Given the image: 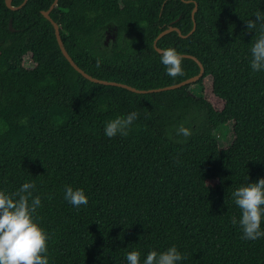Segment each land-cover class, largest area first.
<instances>
[{
	"label": "trees",
	"instance_id": "16d2710c",
	"mask_svg": "<svg viewBox=\"0 0 264 264\" xmlns=\"http://www.w3.org/2000/svg\"><path fill=\"white\" fill-rule=\"evenodd\" d=\"M53 2L13 9L0 0V190L35 183L49 264H128L133 250L143 264L149 251L172 245L187 257L178 264H264V238L244 240L231 223L241 216L232 192L264 178V71L251 70L257 34L246 28L264 0H58L51 16L75 62L141 89L200 72L183 57L184 75L166 74L154 41L178 27L185 36L173 30L157 45L195 55L204 73L152 92L79 72L42 12ZM207 77L221 109L206 97ZM133 111L127 137L105 135L108 121ZM230 121L234 140L221 147L218 130ZM181 123L192 131L187 142L175 132ZM68 186L83 189L87 205L65 200Z\"/></svg>",
	"mask_w": 264,
	"mask_h": 264
},
{
	"label": "clouds",
	"instance_id": "9594fccd",
	"mask_svg": "<svg viewBox=\"0 0 264 264\" xmlns=\"http://www.w3.org/2000/svg\"><path fill=\"white\" fill-rule=\"evenodd\" d=\"M254 19L246 21L248 30H256L257 38L252 43L250 67L252 72L264 71V12L257 10ZM183 56L175 48H166L161 52V63L166 68V74L172 78L183 76ZM100 57L96 58V67L102 64ZM138 112H130L126 116H117L107 122L104 133L112 138L119 134L127 137L131 125L138 118ZM177 136L184 141L191 137L192 131L183 123L175 129ZM207 183V182H206ZM36 185L34 182H24L19 190L7 194L0 190V264H49L48 240L49 234L40 226L36 217L37 209L41 207V196H33ZM234 203L239 207L241 216L234 215L231 223L239 225L241 238L257 240L264 238L261 222L264 219V178L258 182L248 183L232 192ZM52 197L49 196L50 200ZM64 199L79 208L87 205L88 197L83 189L66 187ZM187 259L175 245L163 252L149 251L143 264H178ZM128 264H141L140 252L133 250L127 253Z\"/></svg>",
	"mask_w": 264,
	"mask_h": 264
},
{
	"label": "water",
	"instance_id": "95a60500",
	"mask_svg": "<svg viewBox=\"0 0 264 264\" xmlns=\"http://www.w3.org/2000/svg\"><path fill=\"white\" fill-rule=\"evenodd\" d=\"M12 1L13 0H6L7 2V5L13 9H16V8H20L23 4H25L27 2V0H24V2L20 5V6H13L12 5ZM187 1H190V0H187ZM58 0H54L53 4L51 5V7L48 9V10H43V14L53 23L54 27H55V31H56V35H57V38H58V42L60 44V47L64 53V55L67 57V59L71 62V64L79 71L81 72L84 76H86L87 78L93 80V81H96V82H100V83H104V84H112V85H118V86H123V87H126V88H129L131 90H134V91H137V92H152V91H162V90H167V89H173V88H177V87H181L185 84H191L195 81H197L201 76L202 74L204 73V65L203 63L195 56V55H191V54H186V53H183L181 54L183 57H190V58H193L195 59L200 67H201V70L200 72L195 75V76H192L186 80H183L179 83H176V84H172V85H167V86H162V87H157V88H150V89H141V88H137L135 86H132L130 84H127V83H124V82H119V81H114V80H107V79H102V78H98V77H95L91 74H89L88 72H86L84 69H82L76 62L75 60L72 58V56L70 55V53L68 52V50L66 49L65 45H64V41L62 39V36H61V32H60V26L58 24V22H56L52 16H51V11L53 10V8L55 7V5L57 4ZM197 10V4L193 10V17H194V14H195V11ZM10 27L12 30H15V28L13 27V22L12 20H10ZM196 28V21L194 19V27L192 28V30L186 34V35H189L191 34ZM173 30H176L178 31L181 35L185 36L182 31L178 28V27H175V26H170L169 28L163 30L162 32H160V34L156 37L155 41H154V46L155 48L159 51V52H162L163 48H160L158 45H157V41L160 37H162L164 34L170 32V31H173Z\"/></svg>",
	"mask_w": 264,
	"mask_h": 264
},
{
	"label": "rangeland",
	"instance_id": "374dc122",
	"mask_svg": "<svg viewBox=\"0 0 264 264\" xmlns=\"http://www.w3.org/2000/svg\"><path fill=\"white\" fill-rule=\"evenodd\" d=\"M26 65L30 66L31 62L29 57L26 58ZM206 97L213 103L215 107L221 109L224 105V101L218 97H216L213 93V86H212V77L206 78ZM194 86L191 85L190 88ZM234 121H230L227 124L221 125L218 130L219 142L221 147H226L232 143L234 140V131H233Z\"/></svg>",
	"mask_w": 264,
	"mask_h": 264
},
{
	"label": "flooded vegetation",
	"instance_id": "af4514ba",
	"mask_svg": "<svg viewBox=\"0 0 264 264\" xmlns=\"http://www.w3.org/2000/svg\"><path fill=\"white\" fill-rule=\"evenodd\" d=\"M113 39L111 38V36H109L108 38H106V43L109 45V43L112 41Z\"/></svg>",
	"mask_w": 264,
	"mask_h": 264
}]
</instances>
